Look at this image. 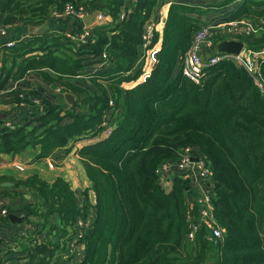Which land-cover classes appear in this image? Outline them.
I'll return each instance as SVG.
<instances>
[{"label": "trees", "instance_id": "1", "mask_svg": "<svg viewBox=\"0 0 264 264\" xmlns=\"http://www.w3.org/2000/svg\"><path fill=\"white\" fill-rule=\"evenodd\" d=\"M125 1L0 0V24L7 28L42 26L54 11L61 15L66 4L113 20L93 27L84 44L62 33L31 34L4 55L10 65L3 64L0 72V105L23 112L13 129L1 127L0 121V165L3 154L17 156L38 147V159L56 152H63L62 158L68 146L95 139L77 154L96 204L83 192L80 207L61 178L47 183L34 174L11 180L14 187L4 189V195L21 206L9 205V213L40 219L39 233L48 235L39 234L41 241L33 247L22 244L18 254L10 249L14 237L0 248V264H65L68 258L61 254L69 229L88 209L94 220L81 244L80 264H264V90L229 60L208 68L202 84L182 74V57L204 24L202 17L215 11V25L252 23L256 33L237 38L248 51L264 49V0H134L120 20ZM166 4L170 7L150 77L122 91L121 84L142 76L143 37L152 15ZM157 40L154 32L152 44ZM256 63L264 82V56ZM31 72L48 89L9 87ZM64 93L76 98L74 106L66 103ZM103 121L112 128L106 138ZM186 147L212 169L210 215L225 232L220 241H210L203 225L195 240H188L200 206L194 203L188 172L173 167ZM170 163L176 172L166 192L157 171ZM21 239L30 240V235Z\"/></svg>", "mask_w": 264, "mask_h": 264}, {"label": "built area", "instance_id": "2", "mask_svg": "<svg viewBox=\"0 0 264 264\" xmlns=\"http://www.w3.org/2000/svg\"><path fill=\"white\" fill-rule=\"evenodd\" d=\"M90 14H94V19L89 24H84L77 34H67V36L72 41H75L78 44L86 43L92 28L95 26L108 24L110 22V17L102 12H92L89 10H85L83 7L75 9L71 4H66L64 6L61 16H72L82 20L85 16H88ZM52 15L56 16L58 15V13L54 11ZM126 16V12H121L120 20H123L124 18H126ZM217 27H225L226 29L228 28V31H230V33H234L238 37L250 36L256 33L255 27L252 25V23L244 20L221 23L218 25H215L212 22L204 23V26H202L199 30L194 33L191 47L184 53L182 57L183 76H185L195 84H202L205 79V75L207 74L208 68L218 64L221 61L229 60L243 67L252 77L253 81L257 84V86L260 89L264 90V82L259 76L258 65L256 63V59L264 56V49L254 52L246 51L245 49H243L238 55L218 52L216 50L217 42H213L208 39L210 37V31ZM6 30L7 27H4L0 24V62L1 55L4 50H8L14 47L15 44L22 42L20 39L2 41L1 37L6 33ZM154 32L155 31L153 27L149 26L145 36L143 37V55L140 60L143 63V66L146 64L149 57L151 59V62H155L156 59L158 49H154V44H152ZM103 57L105 58V55H103ZM146 71V68H143V74L139 78L141 82H137L136 86L138 84L144 83L150 77V73L148 74V72ZM12 89H16V87H13ZM58 92L59 90H57L56 93ZM31 103H33V105L37 107L39 102L37 99H33ZM19 106L23 108L26 105L22 103ZM19 120L20 119L18 118V116L14 119H10V117L8 119V117H6L1 127L7 128L9 130L13 129L15 128L16 123L19 122ZM101 126L104 128V130L102 131V136H108L112 129L108 122L103 121ZM194 158H198V161L193 162L192 160ZM49 166L52 167L51 164H49ZM173 167L177 168L180 171L188 172V177L190 178L191 185L196 194L194 203L195 205L200 206L199 220L197 226H192L190 233L188 234V240L190 242H193L198 232V225H203L210 231L208 237L210 241H216L217 239H219L220 241L225 232L224 230L216 226L215 222L213 221V218L210 215V212L213 209L210 199L211 192L209 191L211 187L209 180L212 176V169L208 165H206L205 162L199 156L193 155V150L191 147H186L181 150L179 159L173 164ZM175 172L176 171H173V169L171 168L170 163L163 164L158 169L157 174L159 176L160 182H166L168 174L171 173L173 175ZM84 203L85 201L79 204V206L83 208ZM8 215V205H6L3 201H0V224L2 220ZM93 220V210L88 209L87 213L85 211L80 217H78L73 227L69 230L66 251L62 254V257L65 256V259L68 258L65 264L81 263V244L84 243L86 232L91 227ZM26 226L29 229V232L31 231L32 234V239L27 242L26 246L33 247L39 244L41 241L39 239V234H41L39 233V229L35 225ZM21 235L23 237L24 233H21ZM10 249L12 251V254L17 253L18 251V247L16 245L11 246ZM75 254L77 258L73 260V256Z\"/></svg>", "mask_w": 264, "mask_h": 264}, {"label": "crops", "instance_id": "3", "mask_svg": "<svg viewBox=\"0 0 264 264\" xmlns=\"http://www.w3.org/2000/svg\"><path fill=\"white\" fill-rule=\"evenodd\" d=\"M134 5V0H126L124 2V8L122 9V12L125 9H132ZM170 5L166 4L159 8L158 11H156V14H153L150 22L148 25L152 26L155 33H158V40L154 44L156 46V49H158L159 45H161L162 40V33L164 29V24L167 19V13ZM131 11V10H128ZM213 13L209 14L212 15ZM208 15V16H209ZM109 16V15H108ZM208 16L202 17L203 23L210 22L213 20L210 18H207ZM110 17V22L113 23V20ZM215 17V16H213ZM84 25V22L80 19H77L72 16H61L56 15L53 16L49 21L44 23L42 26H39L37 28H32L33 32H30V30L23 28L21 24H14L13 26L7 28L6 33L1 37L2 41H8V40H28L31 36V34L34 35H43V34H77L82 26ZM228 30V28H227ZM223 40H231V36L226 37H218ZM238 39V38H237ZM234 40V39H232ZM218 41V39H217ZM247 49L246 45L245 48ZM9 50V49H8ZM8 50H4L1 55V62H0V72H2V68L4 67L3 64H5L7 67L10 65V62L4 63V55L8 53ZM20 59H17V62H19ZM37 73L31 72L29 75L25 77L24 80H18L16 82H10L11 88L16 87L18 89H24L29 90L30 88L37 87L39 89H48L47 86H45L43 83H41L37 78ZM137 82H141V80L138 78L136 81L124 83L120 85V89L122 91L132 89L134 88V85L136 86ZM37 83V84H34ZM35 85V86H34ZM23 110L20 108H14L11 105H0V116L6 115V117L16 118L19 116ZM1 118V117H0ZM0 121H4L0 119ZM101 136V135H100ZM104 137V136H103ZM106 138V137H104ZM103 138V139H104ZM95 142L94 140L84 139L82 141H78L70 146H68V154L63 155L62 153L56 152L53 156H50L45 159H38L37 156L39 155V148L35 147L34 149H27L24 153L17 155V156H11V155H1L3 159V164L0 165V179L5 178V180L0 182V199L6 204L11 205V207L20 208L21 202L18 199H14L12 197L4 195V192L6 188H13V187H4L1 186L2 182H10L13 183L11 180L15 181H24L31 175H37L47 183H52L55 179L61 178L64 180L70 190H72L75 193V196L77 200H79V204L84 202L83 192H88L92 190V185L89 179L87 178L83 166L80 162V158L77 154L78 150L89 144ZM49 162H52L54 166L50 167ZM166 182H161V185L166 190V192L170 191L172 180L174 177V174L171 173L168 174ZM14 184V183H13ZM8 191V190H6ZM211 192V189L209 190ZM25 198L28 200L30 199V196L28 194L25 195ZM10 214V213H9ZM17 217L22 218V222L20 223H13L9 220L8 217L4 218L0 224V248H7L8 245L12 242V239L15 237V241H13V244L18 247L17 254L21 251V245H26L27 242L31 240V231L29 232V229L26 225L36 226L40 224V219L34 217V218H26L23 213H12ZM51 223H57L56 219L51 221ZM16 224V225H14ZM14 225V226H12ZM38 228V227H37ZM71 229V228H70ZM69 229V230H70ZM21 233H24L23 237H27L30 235V240H22ZM42 235L46 234L48 235L47 231H44V233H41ZM41 240V237H39ZM67 244V242H66ZM9 264V263H7Z\"/></svg>", "mask_w": 264, "mask_h": 264}, {"label": "water", "instance_id": "4", "mask_svg": "<svg viewBox=\"0 0 264 264\" xmlns=\"http://www.w3.org/2000/svg\"><path fill=\"white\" fill-rule=\"evenodd\" d=\"M94 19V14H90L88 16H85L82 21L84 22V24H89L92 20ZM28 30H30V32L32 31V28H28ZM244 48V44L241 41H237V40H222L220 42H218L216 44V50L218 52H223V53H230V54H235L238 55ZM63 98L66 101V103L69 106H74L76 103V98L71 94V93H64L63 94ZM2 120L6 119V115L0 116ZM116 126H114L115 128ZM193 162H197L198 158H194L192 160ZM1 186L4 187H13L14 184L10 183V182H2ZM89 200L90 203L92 205L96 204V195L95 193L91 190L89 191ZM9 218V220L13 223H21L22 222V218L21 217H17L14 214H9L7 216ZM205 264H212L211 262H206Z\"/></svg>", "mask_w": 264, "mask_h": 264}, {"label": "rangeland", "instance_id": "5", "mask_svg": "<svg viewBox=\"0 0 264 264\" xmlns=\"http://www.w3.org/2000/svg\"><path fill=\"white\" fill-rule=\"evenodd\" d=\"M241 0H239V1H237L238 3L240 2ZM231 9V7L229 8V10ZM221 11V10H220ZM216 13H219V11H215L214 12V14H212V15H207L208 17L207 18H210V19H212V18H215L216 19V17H213V16H215L216 15ZM204 19H205V17H204ZM211 22V21H210ZM202 26H204V24L202 25ZM226 36H231V38L230 39H234V40H237V41H240L239 39H236L238 36H236V34H234V33H230V31H228L225 27H217V28H214L212 31H210V37L208 38L209 40H211V41H213V42H217V38L218 37H226ZM241 36V35H240ZM247 37V36H246ZM24 41H26V39L25 40H23L22 42H24ZM242 42V41H241ZM218 43V42H217ZM154 49H156V46H154ZM160 49V45H159V47H158V50ZM244 49V48H243ZM246 51H248L247 49H245ZM246 54H247V52H246ZM28 56L29 55H27L25 58H28ZM155 62H151V59H150V57H149V59L147 60V62H146V64L144 65V68H146V72H148V74L149 73H151V69H152V67H153V64H154ZM34 84H37V83H34ZM35 86V85H34ZM135 86V85H134ZM30 89H32V90H36L37 89V87H33V88H30ZM38 106H39V103H38ZM103 135V134H102ZM52 166H54L53 165V163L52 162H49ZM9 197H10V195H9ZM0 201H2V199H0ZM217 241H219V239H217ZM63 254V253H62ZM61 254V255H62ZM77 258V256H76V254L73 256V260H75ZM69 263V262H68Z\"/></svg>", "mask_w": 264, "mask_h": 264}]
</instances>
